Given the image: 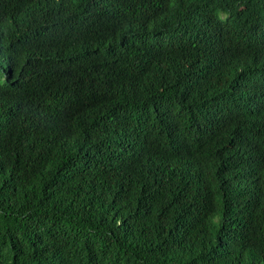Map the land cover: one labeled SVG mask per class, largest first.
<instances>
[{"label": "trees", "instance_id": "16d2710c", "mask_svg": "<svg viewBox=\"0 0 264 264\" xmlns=\"http://www.w3.org/2000/svg\"><path fill=\"white\" fill-rule=\"evenodd\" d=\"M0 264H264V0H0Z\"/></svg>", "mask_w": 264, "mask_h": 264}]
</instances>
